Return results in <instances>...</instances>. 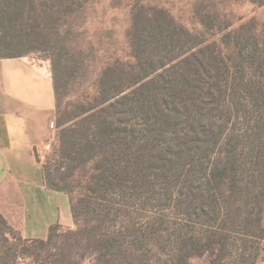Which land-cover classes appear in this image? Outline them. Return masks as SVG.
<instances>
[{
    "label": "trees",
    "instance_id": "16d2710c",
    "mask_svg": "<svg viewBox=\"0 0 264 264\" xmlns=\"http://www.w3.org/2000/svg\"><path fill=\"white\" fill-rule=\"evenodd\" d=\"M89 1L0 0V59L43 53L50 62L58 159L55 169L42 165L44 185L69 198L77 226L64 231L55 223L46 239H27L0 215V264H77L62 241L84 250L91 264H149L140 252L164 237L162 216L115 228L129 208L148 210L157 202L164 203L161 212L170 206L199 225L175 233L172 264L200 258L257 264L264 241V135L255 133L248 147L246 134L213 123L220 85L211 67L224 62L221 46L212 43L217 54L197 49L206 40L147 19L149 28L134 45L135 63L102 68L95 92L79 99L65 121L85 64L79 24ZM236 55L235 68L243 65L244 49ZM243 77L234 87L243 86L263 109L262 91L255 93V82ZM200 175L204 184H197ZM158 187L163 193L156 197Z\"/></svg>",
    "mask_w": 264,
    "mask_h": 264
},
{
    "label": "rangeland",
    "instance_id": "374dc122",
    "mask_svg": "<svg viewBox=\"0 0 264 264\" xmlns=\"http://www.w3.org/2000/svg\"><path fill=\"white\" fill-rule=\"evenodd\" d=\"M167 18L168 21L165 22L164 19ZM147 19L152 24L162 23L167 24L166 27L172 25V28L176 26V28L186 29L196 38L206 40L197 49H207L210 52L213 50L217 54L218 48L212 44L216 41L223 51L224 62L219 63V70L211 67L220 85L219 90L217 89L220 110L213 119V123L215 122L218 129L222 128L227 133L233 132L237 136L246 134L248 141H243L242 144L248 147L249 139L253 138L255 133L259 132L260 137L264 135V106L259 110L253 98L244 92L243 86L234 87V79L244 76L246 81L255 82L254 92L262 91L264 99V4H254L250 0H90L79 24L82 29L80 39L84 40L82 42L85 44L83 56L85 64L78 72L77 79L72 86L71 96L67 100L65 121L77 112L76 104L79 99L90 97L95 92L102 68L115 61H120L125 65L135 63L134 45H136L138 34L140 35L141 31L149 28ZM175 45L179 50V46ZM171 47L175 48L173 45ZM240 49H244L243 65L235 68L233 59ZM30 57L43 60L50 65L43 53H34ZM238 70H241V74ZM39 123L40 161L42 165L50 163L55 169V161L58 159L55 154V147L58 145L55 112L42 116ZM218 150L217 154H219ZM21 166L28 179L22 195L28 208V215H33V218L30 216L28 218V226L31 227L33 224L36 218L34 212L37 211L38 215L41 213V217L35 220L37 227H41L44 220H54V224L59 223L64 231L76 230L77 226L71 215L69 198L52 192L46 195L37 184V165L25 163ZM200 179L202 181H197V184H204L202 175ZM162 193V188L158 187L153 195L157 197ZM163 205L164 203L158 204L157 202L148 210L142 209L141 206L131 207L119 217L115 228L116 231H120L128 225L131 226L132 223H140L162 216L165 221L164 237L159 243L154 242L152 245L148 243V246L140 252L149 264L166 262L172 264L175 252V233L199 227L194 222L187 221L178 210L170 206L161 212ZM36 206L41 209H36ZM35 235L41 236V230L37 228ZM69 244L68 241L60 242L61 247H66L71 252L77 264H91V258L84 253V250L72 247L70 249ZM258 251L257 264H264V241L260 242ZM21 264H28V261H22ZM192 264H207V259H194Z\"/></svg>",
    "mask_w": 264,
    "mask_h": 264
},
{
    "label": "crops",
    "instance_id": "0c3cea01",
    "mask_svg": "<svg viewBox=\"0 0 264 264\" xmlns=\"http://www.w3.org/2000/svg\"><path fill=\"white\" fill-rule=\"evenodd\" d=\"M54 112L51 66L47 62L30 56L0 59V215L24 238L44 239L54 220H44L41 227H37L35 220L41 213L38 215L35 211L36 218L31 227L28 226V218L33 215H28L22 195L28 179L21 165H37V184L46 195L62 194L46 188L42 163L37 160L40 118ZM37 228L41 236L35 235Z\"/></svg>",
    "mask_w": 264,
    "mask_h": 264
},
{
    "label": "water",
    "instance_id": "95a60500",
    "mask_svg": "<svg viewBox=\"0 0 264 264\" xmlns=\"http://www.w3.org/2000/svg\"><path fill=\"white\" fill-rule=\"evenodd\" d=\"M37 153V152H36ZM37 160L40 161L39 155L37 154Z\"/></svg>",
    "mask_w": 264,
    "mask_h": 264
}]
</instances>
